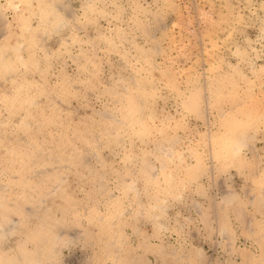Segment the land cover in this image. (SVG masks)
<instances>
[{"label": "clouds", "instance_id": "clouds-1", "mask_svg": "<svg viewBox=\"0 0 264 264\" xmlns=\"http://www.w3.org/2000/svg\"><path fill=\"white\" fill-rule=\"evenodd\" d=\"M0 264H264V0H0Z\"/></svg>", "mask_w": 264, "mask_h": 264}, {"label": "rangeland", "instance_id": "rangeland-1", "mask_svg": "<svg viewBox=\"0 0 264 264\" xmlns=\"http://www.w3.org/2000/svg\"><path fill=\"white\" fill-rule=\"evenodd\" d=\"M177 32H179V27L177 29ZM175 39H176V44L179 45L180 36L178 34L176 35Z\"/></svg>", "mask_w": 264, "mask_h": 264}]
</instances>
